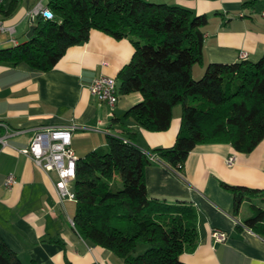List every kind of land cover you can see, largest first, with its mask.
Here are the masks:
<instances>
[{
	"label": "trees",
	"instance_id": "trees-1",
	"mask_svg": "<svg viewBox=\"0 0 264 264\" xmlns=\"http://www.w3.org/2000/svg\"><path fill=\"white\" fill-rule=\"evenodd\" d=\"M49 7L55 18H37L28 41L0 48V64L52 70L97 30L117 40L128 38L135 48L117 76L119 95L141 94L143 99L114 124L123 127L124 120H131L147 131L165 132L174 109L182 107L171 147L144 150L136 132L124 127V137L107 134L106 145L79 158L74 229L125 264H186L182 256L199 244V211L191 204L149 197L145 170L164 164L184 174L189 156L202 144H229L237 153H253L264 141V54L258 61L210 63L196 80L193 68L205 61L204 15L151 0H52ZM221 185L234 196V216L249 205L252 214L239 228L264 239V207L255 203L264 201V190ZM0 264H23L1 238Z\"/></svg>",
	"mask_w": 264,
	"mask_h": 264
},
{
	"label": "crops",
	"instance_id": "crops-1",
	"mask_svg": "<svg viewBox=\"0 0 264 264\" xmlns=\"http://www.w3.org/2000/svg\"><path fill=\"white\" fill-rule=\"evenodd\" d=\"M51 1L7 0L0 7V20L15 32L0 35V48L28 41L27 35L39 18L31 17L30 12L39 4L51 9ZM151 2L180 6L208 18L205 61L193 68L194 77L203 75L210 63L239 62L244 52L250 61H258L264 54V0ZM134 52L130 39L117 40L93 30L87 43L71 47L52 70L38 71L25 63L0 64V134L8 140V145L0 144V238L23 264H66V260L72 264H125L112 251L90 244L77 233L71 223L77 204L59 201L57 172H44L19 150L28 148L35 133L43 128L74 124L92 129L72 134V148L79 158L106 145L107 134L124 137V127L136 132L138 145L144 150L173 146L181 127L182 107L174 109L167 131L151 132L131 120H124L123 127L114 124L142 101L141 94L120 95L115 108L91 94L95 79H117ZM18 130L22 133L14 134ZM230 158L236 159L233 166L228 164ZM10 174L15 175L16 183L7 188ZM145 178L149 197L191 204L199 211V244L193 253L182 256L186 264H264V239L239 228L252 214L249 205L243 204L234 216V196L221 185L264 190V141L251 154L237 153L229 144L198 145L184 174L155 164L146 168ZM69 188L74 189V182ZM255 203L264 207L261 199ZM244 206L248 210L242 217ZM213 230L227 233L228 240L215 242Z\"/></svg>",
	"mask_w": 264,
	"mask_h": 264
},
{
	"label": "built area",
	"instance_id": "built-area-1",
	"mask_svg": "<svg viewBox=\"0 0 264 264\" xmlns=\"http://www.w3.org/2000/svg\"><path fill=\"white\" fill-rule=\"evenodd\" d=\"M7 0H0V7L6 3ZM31 17H42L45 20H53L55 18L51 9L37 5L31 12ZM15 29L7 27L3 21L0 20V35L5 33L13 34ZM16 43L15 39H12ZM248 54L242 53L241 59H247ZM91 94L96 97L101 103H106L111 108H115L119 102V82L116 78L101 76L95 79L90 87ZM91 131V128L72 125L68 128H43L35 133L31 140L30 146L19 152L31 158L37 167L44 172H57L59 181L56 184L59 201H75L76 196L70 184L75 181L77 162L79 157L72 148V134L74 131ZM22 131H15L14 134H20ZM0 144L8 145L7 136L0 134ZM152 160H156L152 157ZM236 162L235 158H230L228 164L233 166ZM16 183L14 174H10L5 182L7 188H11ZM74 226L73 221L71 220ZM212 238L217 243H224L228 240V234L219 230H213Z\"/></svg>",
	"mask_w": 264,
	"mask_h": 264
},
{
	"label": "rangeland",
	"instance_id": "rangeland-1",
	"mask_svg": "<svg viewBox=\"0 0 264 264\" xmlns=\"http://www.w3.org/2000/svg\"><path fill=\"white\" fill-rule=\"evenodd\" d=\"M8 46H12V44H11V45L9 44ZM4 48H5V47H4ZM197 67H198V66H197ZM201 77H202V75H197V76H195V79H196V80H199V79H201ZM180 108H181V106H180ZM246 206H247V205H246ZM246 206L243 207V210H242V212H241V216H242V217H244V216L246 215V213H247L248 208H247ZM145 249H146L145 246H141V247L139 248V252H143Z\"/></svg>",
	"mask_w": 264,
	"mask_h": 264
},
{
	"label": "water",
	"instance_id": "water-1",
	"mask_svg": "<svg viewBox=\"0 0 264 264\" xmlns=\"http://www.w3.org/2000/svg\"><path fill=\"white\" fill-rule=\"evenodd\" d=\"M34 32H35V27H32L30 32L28 33L27 37L31 38L34 35Z\"/></svg>",
	"mask_w": 264,
	"mask_h": 264
}]
</instances>
